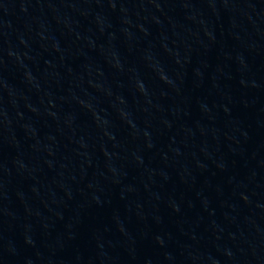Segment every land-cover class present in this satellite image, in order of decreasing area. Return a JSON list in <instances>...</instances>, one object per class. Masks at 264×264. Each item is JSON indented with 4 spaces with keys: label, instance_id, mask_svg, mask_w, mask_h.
Wrapping results in <instances>:
<instances>
[{
    "label": "water",
    "instance_id": "95a60500",
    "mask_svg": "<svg viewBox=\"0 0 264 264\" xmlns=\"http://www.w3.org/2000/svg\"><path fill=\"white\" fill-rule=\"evenodd\" d=\"M0 264H264V0H0Z\"/></svg>",
    "mask_w": 264,
    "mask_h": 264
}]
</instances>
